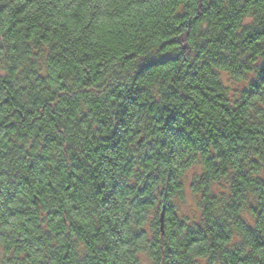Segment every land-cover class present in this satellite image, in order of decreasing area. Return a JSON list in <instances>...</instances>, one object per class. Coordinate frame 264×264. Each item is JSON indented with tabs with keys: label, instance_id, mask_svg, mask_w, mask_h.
I'll return each instance as SVG.
<instances>
[{
	"label": "trees",
	"instance_id": "16d2710c",
	"mask_svg": "<svg viewBox=\"0 0 264 264\" xmlns=\"http://www.w3.org/2000/svg\"><path fill=\"white\" fill-rule=\"evenodd\" d=\"M0 247L264 264V0H0Z\"/></svg>",
	"mask_w": 264,
	"mask_h": 264
},
{
	"label": "rangeland",
	"instance_id": "374dc122",
	"mask_svg": "<svg viewBox=\"0 0 264 264\" xmlns=\"http://www.w3.org/2000/svg\"><path fill=\"white\" fill-rule=\"evenodd\" d=\"M220 77L222 82L230 88H234L235 86L238 85V83L233 81L225 72H221ZM181 208L185 215L190 214L195 208V204L189 190L185 191V199L184 202L181 204ZM2 260H3V252L0 247V264H2ZM143 264H147V262L143 261Z\"/></svg>",
	"mask_w": 264,
	"mask_h": 264
},
{
	"label": "water",
	"instance_id": "95a60500",
	"mask_svg": "<svg viewBox=\"0 0 264 264\" xmlns=\"http://www.w3.org/2000/svg\"><path fill=\"white\" fill-rule=\"evenodd\" d=\"M163 217H164V210L162 209L160 213V228L161 229L163 228V223H164Z\"/></svg>",
	"mask_w": 264,
	"mask_h": 264
}]
</instances>
